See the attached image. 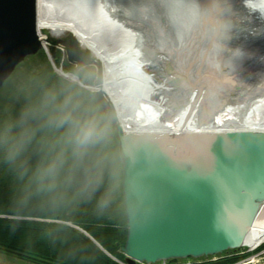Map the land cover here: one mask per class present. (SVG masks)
I'll return each instance as SVG.
<instances>
[{
    "label": "bare ground",
    "instance_id": "obj_1",
    "mask_svg": "<svg viewBox=\"0 0 264 264\" xmlns=\"http://www.w3.org/2000/svg\"><path fill=\"white\" fill-rule=\"evenodd\" d=\"M178 4L170 19L149 24L145 35L127 26L134 23L116 0H37V33L45 50L48 39L71 34L101 65L100 90L125 133H153L166 142L192 134L264 132V0ZM240 10L245 37L235 30ZM183 35L196 43L193 48L183 49ZM159 37L167 39L160 45ZM189 71L199 78L190 77L193 85ZM177 77L183 85L172 82ZM262 243L264 202L243 247L252 251Z\"/></svg>",
    "mask_w": 264,
    "mask_h": 264
},
{
    "label": "trees",
    "instance_id": "obj_2",
    "mask_svg": "<svg viewBox=\"0 0 264 264\" xmlns=\"http://www.w3.org/2000/svg\"><path fill=\"white\" fill-rule=\"evenodd\" d=\"M53 61L93 84L94 68L76 70L58 50ZM121 181L115 125L94 93L57 75L44 51L27 57L0 88V255L120 264L127 236ZM225 254L202 264L248 256Z\"/></svg>",
    "mask_w": 264,
    "mask_h": 264
},
{
    "label": "water",
    "instance_id": "obj_3",
    "mask_svg": "<svg viewBox=\"0 0 264 264\" xmlns=\"http://www.w3.org/2000/svg\"><path fill=\"white\" fill-rule=\"evenodd\" d=\"M201 32L199 27L196 33ZM186 35L180 40L183 49L193 48L196 43H187ZM46 44L48 50L37 33V0H0V87L27 57L44 51L55 73L94 92L115 125L127 227L122 264L197 259L242 247L264 202V132L192 134L166 142L153 133H125L100 90L101 65L71 34ZM58 49L76 70L94 68L97 90L55 68ZM189 73L193 85L190 77L199 78ZM172 82L183 85L178 77Z\"/></svg>",
    "mask_w": 264,
    "mask_h": 264
},
{
    "label": "rangeland",
    "instance_id": "obj_4",
    "mask_svg": "<svg viewBox=\"0 0 264 264\" xmlns=\"http://www.w3.org/2000/svg\"><path fill=\"white\" fill-rule=\"evenodd\" d=\"M116 1H118L119 8L123 12V14H125L124 16L126 18L127 17L129 18V19L127 18L128 19L127 22L132 21L134 23L132 25H127V26L128 27L133 26L137 30L143 31L145 35L148 34L149 24H151V26L153 24L160 25V24H163L165 19L166 20L170 19L172 11L178 7L177 4L179 2V0H116ZM178 5L181 6L182 3L180 2ZM238 18L240 21H237V22H240V23L239 25L238 24L235 25L236 26L235 30L237 34L239 33V35H241V37L242 36L245 37V31H243V28L245 29L248 26L246 24L247 21H245V18H244V13L241 10L238 11ZM156 26L157 25H155V27ZM166 33L167 31L164 32L165 35ZM67 35L68 34L62 36L60 39L65 38ZM150 35L152 37V34ZM247 35H250V34H247ZM166 39L167 38H164L163 40H161L159 37L160 45L163 44L164 43L163 41H166ZM256 49L262 50L263 48L256 47ZM62 59H63V56H62ZM244 253H246V249L241 248L238 251H229L222 257L231 256V255H241ZM219 258L221 257H218L217 255V256H208L206 258L201 257L197 259H194V258L178 259L175 262H171V261L162 262L161 261V262H156L154 264H202L209 260L215 261L216 259H219ZM246 258L241 264H264V250H261L259 252L251 251ZM0 261L6 262L9 264H35V263L29 262L26 260L16 259L14 257L2 256V255H0Z\"/></svg>",
    "mask_w": 264,
    "mask_h": 264
}]
</instances>
